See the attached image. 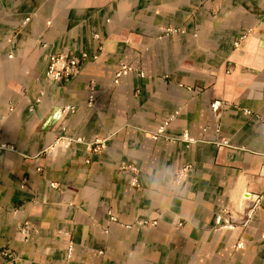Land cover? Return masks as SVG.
Masks as SVG:
<instances>
[{"label":"crops","instance_id":"obj_1","mask_svg":"<svg viewBox=\"0 0 264 264\" xmlns=\"http://www.w3.org/2000/svg\"><path fill=\"white\" fill-rule=\"evenodd\" d=\"M52 53L90 57L53 83ZM3 145L0 264H264V0H0Z\"/></svg>","mask_w":264,"mask_h":264},{"label":"built area","instance_id":"obj_2","mask_svg":"<svg viewBox=\"0 0 264 264\" xmlns=\"http://www.w3.org/2000/svg\"><path fill=\"white\" fill-rule=\"evenodd\" d=\"M29 21L28 18L25 19L24 24H26ZM178 30L172 29V28H166L164 30V34L165 35H170V34H174V33H178ZM180 33H184V30H180ZM248 34L243 35L239 38V40H237L235 42V47H238L241 43V41H243ZM95 38H98L97 35H95ZM89 55L87 53H82L79 57L74 56L70 53H52L49 54L48 59H47V65H46V69L44 72L45 78L53 83H62L65 81H69L72 80L74 78H76L82 70V66L83 63L89 59ZM98 56L94 55L93 59H97ZM135 73L137 74L139 77H144V72L143 71H139L137 70L134 66L129 65V64H123L122 66H120V68L117 70L116 74H115V78H114V83L117 84L119 82V79L123 76L129 75ZM88 91H89V99H88V103L87 105L89 107H93L95 104V86L94 83L91 82V84L88 85ZM39 101V100H38ZM223 103L221 101H214L211 103L210 107L211 110L213 112V114H215V116H219L220 112H221V107H222ZM66 111H68L69 113H74L76 110L75 106H67L66 108H64ZM248 114H252L251 112H248ZM173 116L171 118H169V120L167 122H165V124L159 128L154 134H153V138L155 140H157L160 137H164L165 139H169L171 140L172 138H169L168 136L165 135V129L166 127L169 125V123L173 120ZM182 139L185 140L186 142L192 143L194 142L193 139L189 138L187 134H184L182 136ZM82 143V139L81 138H68L66 136H59L53 143L52 146H50L49 150H54L58 147H65V148H69L71 146L72 143ZM222 145H228V142H222ZM0 148L3 149H12V147L10 146H1ZM86 148L87 150H89L91 153L93 154H97L100 153L102 150H104L105 148V142L104 140H95L92 143H87L86 144ZM121 170L122 171H130L132 173L135 174V176L132 177V182L131 184L133 186H138V179L136 177V174L138 173V170L136 168H134L133 166H121ZM184 177V172H181L179 174L180 179H182ZM245 199H249V195L246 193L244 195ZM259 202V198L257 199L255 205ZM253 208L249 210L248 215L249 217H251L252 213H253ZM110 220L112 222H116L117 219L112 215L111 212H108ZM217 222L218 224L220 223H224L223 225L226 228L229 229H233L234 226L231 222L229 221H225L223 220L222 216H218L217 217ZM157 225V220H141V219H136L133 223L131 224H126L124 225L126 229H132L135 226H139V227H154ZM181 225V224H179ZM32 231V226L30 222H25L23 225H21L18 229V234L21 235L24 240H26L27 238H29L30 236V232ZM241 244L238 245V247H240ZM73 250H74V244L73 242H70L68 244V249H67V253H66V264H69V262L72 259V255H73ZM102 253V252H99ZM1 256L3 257H7L12 259V254L8 251V250H3L1 251Z\"/></svg>","mask_w":264,"mask_h":264}]
</instances>
